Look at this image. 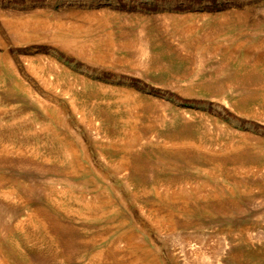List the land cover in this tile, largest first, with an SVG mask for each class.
<instances>
[{
	"label": "rangeland",
	"instance_id": "374dc122",
	"mask_svg": "<svg viewBox=\"0 0 264 264\" xmlns=\"http://www.w3.org/2000/svg\"><path fill=\"white\" fill-rule=\"evenodd\" d=\"M71 24L98 48L58 41ZM10 143L25 148L0 152L9 264H134L130 248L143 264H264V0H0ZM98 200V214L75 212ZM25 204L51 215L46 231L26 227Z\"/></svg>",
	"mask_w": 264,
	"mask_h": 264
},
{
	"label": "bare ground",
	"instance_id": "6f19581e",
	"mask_svg": "<svg viewBox=\"0 0 264 264\" xmlns=\"http://www.w3.org/2000/svg\"><path fill=\"white\" fill-rule=\"evenodd\" d=\"M79 18V16H77ZM76 17V18H77ZM91 18V17H90ZM88 20V18H87ZM90 21V20H88ZM29 22V21H28ZM32 22V21H30ZM60 23V22H59ZM37 23H35L36 25ZM41 24V23H40ZM53 25V24H51ZM63 25V24H61ZM74 24H71V26H73ZM88 25V24H87ZM29 24L27 23V20H26V23H21V24H16V25H12L11 27L14 28V30L18 33V34H21L20 32H18L21 28H23V30L25 32H27V29L31 28L32 26H29ZM46 24H43L42 26L40 25V28L42 27H45ZM64 26V25H63ZM77 26V25H76ZM83 26V25H81ZM80 26V28H81ZM86 26V25H85ZM35 27V26H33ZM49 27V26H48ZM47 27V28H48ZM66 27V26H64ZM70 28V27H69ZM72 28V27H71ZM53 29H55L53 27ZM85 29V27H84ZM87 29V28H86ZM83 30V29H82ZM90 31H92L91 29H89ZM67 31V29H66ZM84 31V30H83ZM24 32V33H25ZM31 32V31H30ZM68 32H71L68 30ZM89 32V31H88ZM53 33V32H52ZM72 36L69 37L68 34L64 31V28L62 26H57L56 27V30H55V37L58 41H60L65 47L69 48V47H72L74 48L79 54H83L86 52V50L88 49V47L91 49V50H95L98 48L99 46V42L96 41L95 39H92L90 40L89 42H92V43H89V42H83V41H80L79 40V36H80V31L77 29V28H72ZM91 33V32H89ZM88 33V34H89ZM86 34V33H85ZM92 34V33H91ZM83 35V34H82ZM90 37V36H88ZM86 38H87V34H86ZM98 38V37H97ZM88 39V38H87ZM86 40V39H85ZM100 41V40H99ZM125 44V43H124ZM186 44V43H185ZM144 48V47H143ZM149 49V48H148ZM89 51V50H88ZM141 51H144L145 53V50L141 49ZM90 52V51H89ZM151 53V52H150ZM147 54V53H146ZM84 55H87V54H84ZM151 55V54H150ZM159 55V54H158ZM90 56V55H88ZM100 56V54H99ZM154 56H157V55H154ZM97 57V56H95ZM102 57V56H101ZM158 57V56H157ZM91 58H94L93 55H91ZM151 58V57H150ZM100 59V58H99ZM156 59V58H155ZM94 60V59H93ZM102 60V59H101ZM159 63V62H158ZM167 66V65H166ZM31 68L33 70V72L35 73L36 76H40L42 75L43 73V70H42V67H38L37 65L35 64H32L31 65ZM248 69V68H247ZM253 70V68H252ZM246 73V72H245ZM249 74V73H248ZM247 74V75H248ZM252 74V73H251ZM241 74H238L235 79H240L241 80ZM246 76V75H245ZM44 77V76H43ZM249 77V76H248ZM40 78V77H39ZM242 79H246V77H242ZM248 79V78H247ZM51 86H55L56 85V82H48ZM128 98V96H127ZM247 98V97H246ZM71 99H72V103H73V108L74 110L78 111V112H81V110L83 111L84 109V103H82L81 101L78 103L79 99L77 98L76 95H71ZM121 102L125 101V103L127 102V99L126 97L124 96V99L122 97L119 98ZM241 101V100H240ZM246 102V101H245ZM247 104V103H246ZM35 121V119H34ZM36 122V121H35ZM42 130L45 132V135L47 136V138H51V139H54L56 138V136L54 134H52L54 131L51 130L47 125L44 126L42 128ZM184 144H188V145H193L194 143H191L189 140H183L182 141ZM59 146V149L57 151V157H54V158H62L64 160V162L67 161V158L69 157V154L70 152L68 151L67 149V145L62 143ZM194 146V145H193ZM24 148L23 146L21 145H18V144H15V143H10L9 145H5V146H2L0 147V152H3L4 153H8V150H15L16 152H19V153H22L24 151ZM30 148V152H33L35 156L37 157H42L43 155L40 154V151L38 150V147H29ZM125 161V160H124ZM68 162V168L71 169L72 166L71 164ZM128 165V164H127ZM122 167H124V163L121 164ZM2 179V178H1ZM130 181V179H128ZM24 190L26 192H28L29 190H31L29 187H27V185H23ZM69 189V188H68ZM68 189L64 188L62 190V193L63 195L65 196L66 200H64L63 202H61V206H62V210L64 211H68L69 209H72V206H70V204L68 203V201L70 199H73L75 198L74 194L72 192H70ZM4 196L8 197V198H17L18 197V193H17V190L13 187H11L10 189L8 190H5V191H1ZM79 197V196H77ZM25 207V209L27 210V215H26V220H25V223H26V227H31V228H36V229H39L40 231L44 230L46 231L47 230V221L50 219L51 215L47 212V211H42L39 207H36V208H31L30 206L28 205H23ZM104 207V205H102V202L101 200H98L96 202H87V203H84V206L83 208L75 211L79 216H82V217H85V218H90L92 215H95V214H98L99 210H101L102 208ZM55 221L56 219H53V226L55 224ZM59 226V224H55V226ZM52 226V227H53ZM56 226V227H57ZM25 225L23 223L21 224H18L17 225V229L21 232H25V229H26ZM48 234V231L46 232ZM130 253H131V256L133 257V262L134 264H143L142 260L140 259L139 256L136 255V253L134 252V249L133 248H130ZM9 254V255H8ZM109 255V252L107 251H99L97 254H96V257L97 259L99 260H104L107 256ZM11 256H10V253L9 252H5L0 244V264H9V260H10ZM145 264V263H144ZM146 264H149V263H146Z\"/></svg>",
	"mask_w": 264,
	"mask_h": 264
}]
</instances>
